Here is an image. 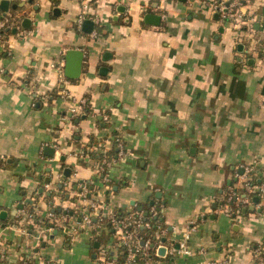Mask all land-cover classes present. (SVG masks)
<instances>
[{
    "label": "crops",
    "instance_id": "1",
    "mask_svg": "<svg viewBox=\"0 0 264 264\" xmlns=\"http://www.w3.org/2000/svg\"><path fill=\"white\" fill-rule=\"evenodd\" d=\"M12 1L22 5L8 11L31 23L9 31L0 54V249L10 259L0 264L27 254L35 264L116 258L117 234L74 213L68 190L82 180L106 211L160 200L161 245H178L188 231L190 254L155 252L133 264H264V193L245 213L221 208L229 189H241L243 165L264 184V0H249L239 28L223 23L210 0ZM82 1L100 20L97 36L75 27ZM146 12L159 23L145 22ZM69 48L83 51L73 78L64 73ZM82 98L88 112L72 114ZM114 133L126 153L110 163L106 183L98 155L106 145L115 156ZM46 193L58 211L76 214L67 229L49 223Z\"/></svg>",
    "mask_w": 264,
    "mask_h": 264
},
{
    "label": "built area",
    "instance_id": "2",
    "mask_svg": "<svg viewBox=\"0 0 264 264\" xmlns=\"http://www.w3.org/2000/svg\"><path fill=\"white\" fill-rule=\"evenodd\" d=\"M249 0H210L208 1V6L212 11H215L219 19L223 23H232L235 27H241V24H247L249 17L246 15L245 5ZM81 11L77 14L74 24L76 29L80 30L82 22L89 18L93 21V23L99 24L100 20L93 15H89L86 13V9L88 8V3L82 1L81 3ZM2 17L0 18V29L9 30L13 27L18 30V32H22L20 30V21L21 16L24 14L23 12L18 11H7L2 13ZM243 34V33H241ZM239 34L240 36H242ZM91 36H97L98 30L92 29L90 31ZM0 50H8V44L6 42L5 35L0 33ZM259 50H261L262 55L264 56V43L259 46ZM60 68V66H58ZM61 69H59L60 71ZM60 80L64 83L66 79L63 74L60 72ZM88 107L87 99L82 98L79 103L75 106H72L71 113L72 114H80L81 111H84ZM102 119L105 121L109 120V114L103 113ZM111 140L114 142V146L116 148L115 156L107 154L106 145H104L103 149L99 151L101 155L98 161V167L100 172L102 173V178L104 182L109 183V175H108V166L115 158L122 157L126 153L125 145L123 138L120 134L114 133ZM105 142L104 144H106ZM81 154V153H80ZM79 154V155H80ZM238 176L241 178V189L234 190L229 189L223 198L222 202V210L228 214L235 216L239 214L241 208L248 205L252 202L251 195L262 196L264 193V184L263 183H255L254 179V168L251 165H243L242 171ZM88 183L90 181H76L74 189H71L72 184H70V189L68 190L73 193L69 195L71 199V203L76 204L74 213L81 214V222L85 225H90L93 227L106 226L103 223L102 215H106L107 219H109L113 232L117 234V239L114 244V247L118 248L119 246H124L127 250V263L133 262L136 253H140L145 260L152 259L151 256L155 255L156 248L161 245L162 240L161 236L165 234L166 228L161 226L160 224L156 225L155 230L153 231V236L144 237L139 234V228L144 226H149L150 221L153 217H156L161 211L160 203L158 205L152 204L147 212H143L142 210H131L127 216L124 217H116L114 211H106L104 204L96 197L89 196L91 192V188H89ZM48 183L45 184L47 186ZM68 185L69 182L67 181ZM49 189V188H48ZM47 189V190H48ZM47 194V193H46ZM257 204V203H256ZM57 206L53 203V201L49 200L48 209L45 212V216L49 219L52 225L59 226L63 229H67V225L64 221L71 219V215H76L71 213V215L66 214V209H62L63 213H57L54 210V207ZM33 213L36 214L35 211L30 212V219L34 217ZM99 217V219H98ZM97 218V222H94ZM189 233L185 231L178 241V245H174L173 242H170L166 246V251L170 252V254H190L192 249L187 245ZM0 260L8 261L10 260L7 253L0 249ZM19 263L13 264H35L29 254L20 255L18 257ZM212 263L216 264H226L225 260L220 261H212ZM12 264V263H11ZM101 264H118L115 257L110 255H106L103 258Z\"/></svg>",
    "mask_w": 264,
    "mask_h": 264
},
{
    "label": "water",
    "instance_id": "3",
    "mask_svg": "<svg viewBox=\"0 0 264 264\" xmlns=\"http://www.w3.org/2000/svg\"><path fill=\"white\" fill-rule=\"evenodd\" d=\"M22 5V3H18L12 0H0V11L2 13L7 12L10 8L14 9L18 6ZM53 11H58V7H54ZM143 20L147 23L150 24H158L160 21V15L157 13H153V12H146L143 15ZM31 23V19L29 17H24L21 20V26H23L24 28H27ZM93 21L89 18H86L81 25V29L85 32H90L93 29ZM16 30L15 27L11 28L10 31L14 32ZM108 53H104L103 54V58H107ZM83 60V51L81 49L78 48H69L66 50L65 52V67H64V73L66 76L68 77H77L80 73L81 70V62ZM107 67L106 66H100L99 68V72L100 73H106L107 71ZM81 117H85V115H81ZM76 121L79 120V118L75 119ZM45 152L49 155H52L54 152V147L46 145L44 148ZM62 158V157H61ZM242 170V167L241 169ZM70 173V168L69 167H65L63 169V174L68 175ZM46 181H48V177L45 178ZM42 188L39 189V191H41ZM259 196L258 195H254L252 197V200L254 202H258ZM30 200V199H29ZM130 203H134L133 200L130 201ZM138 209H140V206L137 207ZM246 208L244 207L242 209V212H245ZM6 214L5 210L0 211V216H4ZM93 244L95 246H97L99 244V242L97 240H95L93 242ZM177 246V244H176ZM166 251V246L165 245H159L156 248V252L159 255H164V252ZM129 264H133L132 262Z\"/></svg>",
    "mask_w": 264,
    "mask_h": 264
},
{
    "label": "trees",
    "instance_id": "4",
    "mask_svg": "<svg viewBox=\"0 0 264 264\" xmlns=\"http://www.w3.org/2000/svg\"><path fill=\"white\" fill-rule=\"evenodd\" d=\"M2 15L3 14H0V18L2 17ZM99 27L101 28L102 26H98V28H97V30L99 29ZM0 33H2L3 35H7L8 33H10L9 32V30H5V29H0ZM263 41V40H262ZM263 43H264V41H263ZM6 50H0V54H4V52H5ZM260 52H261V50H260ZM88 110H89V107H86L85 109H84V111L87 113L88 112ZM89 153V155H92V153H90V152H88ZM114 153H116V150H114ZM107 154H109V155H112L111 153H107ZM98 156H101L100 154L98 155ZM112 156H114V155H112ZM81 160V159H80ZM256 176H255V173H254V179H253V181L255 182V183H258V181H256ZM88 186L90 187L91 186V183H88ZM52 195H53V193H47V197L51 200V198H52ZM254 195H251V198L253 197ZM159 201L160 200H151V201H146V202H143V203H139V204H137L136 206H134V208L133 209H135V210H142L143 212H147L148 211V209H149V207L152 205V204H154V205H158L159 204ZM138 206H140V209H138L137 207ZM246 209H247V205L246 206H244ZM243 208V207H242ZM241 208V209H242ZM54 210L57 212V213H62V210H60V211H58L57 210V207L55 206L54 207ZM113 211H114V214H115V216L116 217H124V216H127L129 213H130V211H127V210H125V209H122V208H120V207H115L114 209H113ZM247 211V210H246ZM245 211V212H246ZM69 210H67L66 211V214H69ZM244 212V213H245ZM240 213H241V211H240ZM77 216L79 217V219H81V214L80 213H77ZM48 219V218H47ZM98 219H99V217H98ZM102 219H103V223H105L104 225H106V227L108 228V229H110V230H112V227H111V224H110V221H109V219H107V217H106V215H102ZM49 220V219H48ZM98 220H97V218H96V220L94 221V222H97ZM49 222V221H48ZM65 222V224H67V222L66 221H64ZM49 223H51V222H49ZM150 223V225L149 226H144V227H141V228H139V234L140 235H142V236H144V237H147V236H153V231L155 230V228H156V225L157 224H160L161 226H163V227H165L166 228V225L164 224V222H163V218H162V214H161V211L159 212V214L156 216V217H153L152 218V220L149 222ZM163 236V235H162ZM162 236L160 237V238H162ZM111 253H108V255H110ZM126 256H127V250H126V248L124 247V246H119L118 248H117V253H116V261H117V263L118 264H129V263H127V259H126ZM153 257H155V255H153V256H151V258H153ZM139 260H145V258L144 257H142V255L140 254V253H136V255H135V258H134V260H133V262H135V261H139ZM17 263H19V261H17Z\"/></svg>",
    "mask_w": 264,
    "mask_h": 264
},
{
    "label": "rangeland",
    "instance_id": "5",
    "mask_svg": "<svg viewBox=\"0 0 264 264\" xmlns=\"http://www.w3.org/2000/svg\"><path fill=\"white\" fill-rule=\"evenodd\" d=\"M258 256H260V254H258Z\"/></svg>",
    "mask_w": 264,
    "mask_h": 264
}]
</instances>
